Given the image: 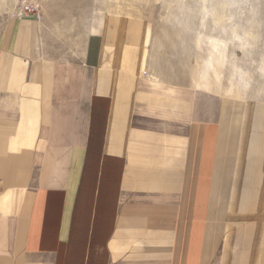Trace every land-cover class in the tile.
<instances>
[{"label":"crops","instance_id":"0c3cea01","mask_svg":"<svg viewBox=\"0 0 264 264\" xmlns=\"http://www.w3.org/2000/svg\"><path fill=\"white\" fill-rule=\"evenodd\" d=\"M38 28L0 37V264H264V115L248 141L246 90L218 93L227 43L179 86L142 67L148 31L55 57Z\"/></svg>","mask_w":264,"mask_h":264},{"label":"rangeland","instance_id":"374dc122","mask_svg":"<svg viewBox=\"0 0 264 264\" xmlns=\"http://www.w3.org/2000/svg\"><path fill=\"white\" fill-rule=\"evenodd\" d=\"M0 2V37L15 20L29 16L36 27H39L38 42L41 46L37 47L38 50L43 49L45 54L55 57L77 54L90 33L102 32L103 29L114 30L115 33H110L123 40L128 47L130 45L131 53L137 55L143 36L148 31L142 67L145 66L147 57L149 70L165 74L166 80L179 86L190 84L192 71L200 56L197 43L199 36L205 34L221 38L227 42L225 48L231 63L226 62L221 66V92L218 93L228 95L231 87H234L233 91L246 89L243 98L238 99L239 123L250 116L253 124L250 122L246 127L245 138L249 141L248 133L253 129L257 132L256 139L259 144L264 115L260 103H264V76L260 68L261 62L264 61V0H0ZM26 12L29 13L25 14ZM100 17H104V25L100 23ZM235 34L242 37L236 38ZM246 40L248 41L245 45ZM232 63L242 70L249 71L250 78L235 74L233 81L238 85H232L230 79ZM223 99L224 96L221 99L224 102ZM233 100L235 116L238 101ZM253 104L257 109L256 117L252 115ZM250 148L254 149L256 146L250 145Z\"/></svg>","mask_w":264,"mask_h":264},{"label":"bare ground","instance_id":"6f19581e","mask_svg":"<svg viewBox=\"0 0 264 264\" xmlns=\"http://www.w3.org/2000/svg\"><path fill=\"white\" fill-rule=\"evenodd\" d=\"M1 3V2H0ZM241 8V7H240ZM252 9H253V7H252ZM213 11V10H212ZM252 11V10H251ZM251 14V13H250ZM101 19H100V23L102 24V25H104V23H105V20H104V17H100ZM229 28H231V27H229ZM233 28H234V26H233ZM257 28V27H256ZM244 29V28H243ZM230 30H232V29H230ZM233 31H234V29H233ZM249 31V29L247 30V32ZM250 32V31H249ZM248 32V33H249ZM235 33V32H234ZM237 33V32H236ZM240 34H242V33H240ZM202 35V34H201ZM232 36V35H231ZM233 37V36H232ZM235 37L237 38L238 36H237V34H235ZM242 37V36H241ZM241 37H238V38H241ZM229 41H232V40H229ZM247 41L248 40H246L245 41V45L247 44ZM197 43H198V46L200 45V46H204L205 44H212V45H215V46H217L218 48H221V46H223V44L225 45V43H227L226 41H224V40H221V38H218V37H213V36H208V35H202V36H199V40L197 41ZM232 54H234V53H232ZM231 54V55H232ZM232 56H234V55H232ZM235 58H237V57H234V59ZM233 59V58H232ZM238 65H236L235 63H232V68H231V72H230V79L232 80L231 81V84L232 85H238V83H236L235 81H233V79H234V75L235 74H239L240 76H242L243 77V75L244 76H246V79H249L250 78V76H249V71H247V70H242L240 67H237ZM260 68H261V70H262V72H263V76H264V61H262L261 62V64H260ZM243 90H246V89H242V92H244ZM242 95V97L244 96V94L243 93H241Z\"/></svg>","mask_w":264,"mask_h":264},{"label":"built area","instance_id":"2783aa9c","mask_svg":"<svg viewBox=\"0 0 264 264\" xmlns=\"http://www.w3.org/2000/svg\"><path fill=\"white\" fill-rule=\"evenodd\" d=\"M29 8V7H28ZM29 12H26L25 14H28Z\"/></svg>","mask_w":264,"mask_h":264}]
</instances>
